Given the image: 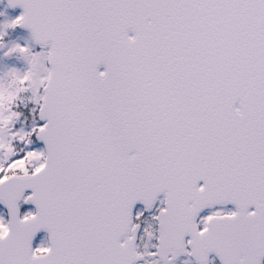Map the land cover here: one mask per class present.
<instances>
[{"label": "snow or ice", "instance_id": "1", "mask_svg": "<svg viewBox=\"0 0 264 264\" xmlns=\"http://www.w3.org/2000/svg\"><path fill=\"white\" fill-rule=\"evenodd\" d=\"M8 7L27 67L0 77V264H261L264 0ZM18 27L41 51L3 43Z\"/></svg>", "mask_w": 264, "mask_h": 264}, {"label": "rangeland", "instance_id": "2", "mask_svg": "<svg viewBox=\"0 0 264 264\" xmlns=\"http://www.w3.org/2000/svg\"><path fill=\"white\" fill-rule=\"evenodd\" d=\"M19 15H20V12H18V11L9 12L7 10L5 4L3 3V1L0 0V24H3L5 21H11V20L15 19ZM3 39H7L4 42V44L7 45V46H11L13 43H18L21 46L27 45V46L31 47L34 52H36L32 42L30 40V38L26 34H23V33L17 32V31H15L13 33V32H11V30H8L7 34L4 36ZM3 51L4 50H0V77H2L11 68H15V69H17V70H19L21 72L26 70L27 66H26V64H25V62H24V60L22 58H20L18 56H15V55L9 56V57H4L3 56ZM23 107H24L23 109L27 108L26 115H27L28 118H24V117L21 116V120L16 124V128L24 127L25 130H28L31 127V125H32V116L30 114V109L33 106L30 103H28L26 105H23ZM15 110L18 111V112L22 111V110L19 109V107L16 108ZM28 211H32V210L28 209V208H22V210H21L22 215L25 212H28ZM0 217H3L5 219V214H4V211L2 209H0ZM146 219H148L150 221V217L149 216H147ZM144 226L145 225L142 226V230H141L140 236H142V234H143V227ZM41 239H44V238L41 237L40 239H38V241L36 243H39L41 241ZM154 242L155 241H152V243H154ZM140 243H141V241L139 239L138 244H140ZM186 260H187V258L181 259V260H179L178 263H175V264H183V262L186 261Z\"/></svg>", "mask_w": 264, "mask_h": 264}, {"label": "water", "instance_id": "3", "mask_svg": "<svg viewBox=\"0 0 264 264\" xmlns=\"http://www.w3.org/2000/svg\"><path fill=\"white\" fill-rule=\"evenodd\" d=\"M7 1V3H8V0H6ZM16 8H20V7H16ZM11 9H15V8H11ZM21 9V8H20ZM23 11V10H22ZM20 29H22V30H25V31H28L27 29H24V28H20ZM29 32V31H28ZM37 47H39L38 45H36ZM214 255V254H213ZM264 260H262L261 261V264H262V262H263Z\"/></svg>", "mask_w": 264, "mask_h": 264}, {"label": "flooded vegetation", "instance_id": "4", "mask_svg": "<svg viewBox=\"0 0 264 264\" xmlns=\"http://www.w3.org/2000/svg\"><path fill=\"white\" fill-rule=\"evenodd\" d=\"M230 210V209H229Z\"/></svg>", "mask_w": 264, "mask_h": 264}]
</instances>
